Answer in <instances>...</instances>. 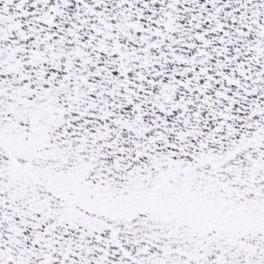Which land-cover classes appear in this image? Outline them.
Masks as SVG:
<instances>
[{"label":"snow or ice","instance_id":"1","mask_svg":"<svg viewBox=\"0 0 264 264\" xmlns=\"http://www.w3.org/2000/svg\"><path fill=\"white\" fill-rule=\"evenodd\" d=\"M0 264H264V0H0Z\"/></svg>","mask_w":264,"mask_h":264}]
</instances>
